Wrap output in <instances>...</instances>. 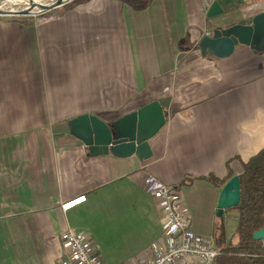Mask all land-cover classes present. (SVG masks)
I'll return each mask as SVG.
<instances>
[{
  "label": "crops",
  "instance_id": "crops-1",
  "mask_svg": "<svg viewBox=\"0 0 264 264\" xmlns=\"http://www.w3.org/2000/svg\"><path fill=\"white\" fill-rule=\"evenodd\" d=\"M213 1L224 13L208 18ZM261 12L264 0H80L43 19H0V264H58L62 235L90 228L127 264L162 237L147 173L175 188L202 237L237 220L217 204L264 148V52L237 45L218 58L197 43ZM154 100L167 120L148 160L93 156L69 132L75 117L109 122Z\"/></svg>",
  "mask_w": 264,
  "mask_h": 264
},
{
  "label": "water",
  "instance_id": "water-1",
  "mask_svg": "<svg viewBox=\"0 0 264 264\" xmlns=\"http://www.w3.org/2000/svg\"><path fill=\"white\" fill-rule=\"evenodd\" d=\"M74 0H26L15 3L0 0V19L21 22L63 8ZM217 1L210 5L206 16L223 15ZM237 45L250 47L252 51L264 52V12L254 15L249 23H237L228 27L214 28L202 36L197 46L202 55L206 52L218 58L229 57ZM166 115L161 103L154 100L143 107L118 119L106 122L84 114L68 122L70 134L81 141L87 151L97 156L112 154L116 157L135 155L140 160L151 158L149 141L166 125ZM240 202L239 175L232 176L221 188L216 215L235 208ZM253 240H264V228L253 233Z\"/></svg>",
  "mask_w": 264,
  "mask_h": 264
},
{
  "label": "built area",
  "instance_id": "built-area-1",
  "mask_svg": "<svg viewBox=\"0 0 264 264\" xmlns=\"http://www.w3.org/2000/svg\"><path fill=\"white\" fill-rule=\"evenodd\" d=\"M142 185L158 203L162 237L127 264H212L219 255L214 241L197 234L191 225L187 208L175 188L162 183L152 174H145ZM84 201L78 197L62 205L64 210ZM62 258L58 264H104L99 247L86 234L72 229L62 235ZM264 248V240H262Z\"/></svg>",
  "mask_w": 264,
  "mask_h": 264
},
{
  "label": "trees",
  "instance_id": "trees-1",
  "mask_svg": "<svg viewBox=\"0 0 264 264\" xmlns=\"http://www.w3.org/2000/svg\"><path fill=\"white\" fill-rule=\"evenodd\" d=\"M79 1L74 0L63 8H71ZM241 168L240 202L233 208L237 214L236 229L228 238L222 223L216 228L214 245L220 252L212 264H264L262 241H255L252 237L253 233L264 228V148L242 162ZM209 180L220 185L214 177ZM191 181L188 178L183 184Z\"/></svg>",
  "mask_w": 264,
  "mask_h": 264
},
{
  "label": "rangeland",
  "instance_id": "rangeland-1",
  "mask_svg": "<svg viewBox=\"0 0 264 264\" xmlns=\"http://www.w3.org/2000/svg\"><path fill=\"white\" fill-rule=\"evenodd\" d=\"M49 14H50V12L46 13L44 15L37 16V17H35V19H43L44 17L46 18L47 16H49ZM230 211H231L230 214H232V215L236 213V211L233 208L230 209ZM236 225H237V220H234L232 218L225 219L224 230H225L228 238L232 237V235L234 234L235 229H236ZM83 233L84 234L86 233V235L91 237L93 242L98 243L101 248L106 247L108 249V251L112 253L114 259L116 260V261L113 260V262H115V264H120L119 260L123 256V250L117 249V247L115 245L111 244L109 236L106 235V237H105L106 239L104 238V236L97 237L91 228L86 230V232H83ZM106 264H109V263H106ZM123 264H126V261H124ZM187 264H203V263L194 262V263H187Z\"/></svg>",
  "mask_w": 264,
  "mask_h": 264
},
{
  "label": "bare ground",
  "instance_id": "bare-ground-1",
  "mask_svg": "<svg viewBox=\"0 0 264 264\" xmlns=\"http://www.w3.org/2000/svg\"><path fill=\"white\" fill-rule=\"evenodd\" d=\"M13 2H15V3H24V2H26V0H12ZM0 4H2V3H0Z\"/></svg>",
  "mask_w": 264,
  "mask_h": 264
}]
</instances>
